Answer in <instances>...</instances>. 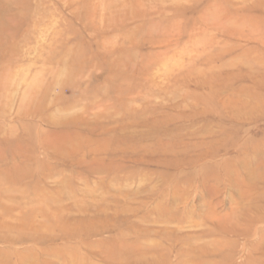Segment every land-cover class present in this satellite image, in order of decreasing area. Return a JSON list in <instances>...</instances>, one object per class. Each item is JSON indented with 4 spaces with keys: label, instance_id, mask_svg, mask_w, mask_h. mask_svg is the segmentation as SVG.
Wrapping results in <instances>:
<instances>
[{
    "label": "rangeland",
    "instance_id": "rangeland-1",
    "mask_svg": "<svg viewBox=\"0 0 264 264\" xmlns=\"http://www.w3.org/2000/svg\"><path fill=\"white\" fill-rule=\"evenodd\" d=\"M0 264H264V0H0Z\"/></svg>",
    "mask_w": 264,
    "mask_h": 264
}]
</instances>
